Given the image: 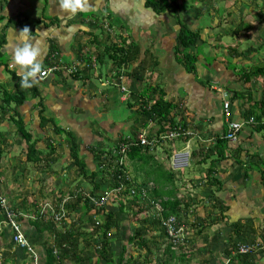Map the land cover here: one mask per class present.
<instances>
[{"label":"crops","instance_id":"1","mask_svg":"<svg viewBox=\"0 0 264 264\" xmlns=\"http://www.w3.org/2000/svg\"><path fill=\"white\" fill-rule=\"evenodd\" d=\"M173 1L176 3L175 8H170L160 15L146 6V0H90L91 7L87 11H78L74 15H69L60 9L58 0H0V34L5 39L1 51L8 60L9 69L14 70L18 75H23L20 67L15 65L11 58L13 48L20 43L18 33L22 29L21 25H9L16 20L27 22V27L35 37L34 42L39 41L42 50L41 61L45 67L48 66V55L57 52L58 56L53 61L59 60L65 67L74 65L79 69L75 72V76L56 73L44 79L39 78L34 84L39 91V97L34 102L25 104L21 111L36 112L38 110L36 102L40 101L42 116L52 121L45 123L44 129L48 128V125L53 129L54 126L59 129L56 124L61 119V115H64L69 122L64 130L75 131V138L80 141V146L83 145L86 151L84 155L87 158V149L92 146V140L95 139L94 131L99 129L92 124L94 121L83 122L82 127L74 129L70 114L85 113L91 117L94 114L97 116L96 119L99 117L103 119L102 116L111 114V105L115 108L120 106L124 112L122 111V117L118 121L110 119L112 122L99 124L104 126L103 132L110 131L107 133L108 136L102 138V144L104 142L113 147L121 138L129 137L132 131L138 132L141 129V120L136 112H132L133 114L129 112V103L134 95L139 93L142 85L148 82L153 87L159 86L164 91L166 100L175 103L187 117L193 118L194 124L199 125L200 135L204 134L206 142L213 144L216 138H221L225 133L221 114L222 93L228 92L231 97L233 91L242 92L239 83V85L228 83L232 79L231 75L235 76V74L226 69V60L230 59L234 65L237 64V67L250 68L260 66L264 61L262 56L255 62L253 56L258 49L254 46L244 48L238 43L239 41L233 49L241 54V57L233 55L231 59L228 52L231 46H228L229 43L226 46L223 44V37L232 35L231 37L235 36L237 39H245V37H250L252 41L256 39L258 35L255 34V30L250 29L253 27L251 24H246L244 28L240 24L251 21L253 16L262 17L261 9L263 8L264 14V2L232 0L233 10L219 0L216 5L222 7L220 10L215 3L205 9L200 0ZM162 2L170 3V0H162ZM224 8L228 10L225 11ZM228 20L231 21L228 23ZM229 27L230 31H228ZM239 27L240 33L232 34ZM183 28L187 30L186 34L189 32L196 36L190 47L184 49L178 44V37ZM97 29L102 32V36L94 33ZM113 29L118 33L114 34ZM259 39L261 40L260 37ZM207 45H211L222 55L218 57V54L208 51ZM119 48L125 49L127 55L121 56L122 51ZM204 51L208 55L204 54ZM185 53L192 58L191 72L181 65ZM128 56L135 58L126 63H119L122 58ZM3 73L0 68V96L11 89L10 78L7 77L8 74H5L7 75L5 77ZM95 81L100 84L99 88L95 86ZM262 84H264V75L254 77L250 83V96H246L245 107L252 105L251 108L257 113L260 110L258 102L264 97ZM108 87L118 90L119 104L110 98ZM120 87H124L126 92L120 91ZM257 92H260L258 97ZM71 99L75 102L72 103ZM241 101L242 98L233 103L232 117L235 121L239 118L246 119L243 118L242 113L247 110H244ZM132 109L135 111L136 107L133 106ZM36 124L42 128L38 120ZM109 127H112L110 128L112 130H108ZM149 128L152 133L156 131L155 127ZM142 131L145 132L146 129ZM77 134L82 135L83 140L79 139ZM96 141L101 145L98 138ZM237 141V146L234 144L231 147L242 149L243 152L239 156L240 163L226 156L217 162L215 175L223 185L221 191L218 190L214 196L227 208L229 220L251 218L254 226L261 227L264 220V131L257 133L253 128L245 126L240 131ZM192 143L188 146L196 147ZM40 144H43V141ZM185 147L187 148V145L184 146V150ZM173 148L176 151L183 150L178 144ZM189 153L187 166L183 170L189 167ZM245 157H248L247 161L244 160ZM60 160H67L66 153ZM175 174L179 178L183 177L180 171ZM203 176L201 172L199 181L193 183L198 187L197 189H200ZM179 184L182 185L180 182ZM203 199L208 200L206 197H201L194 203L191 202L193 204L191 207L198 206L200 209V212H197L200 217L199 223L201 218L207 215L205 208L199 206ZM258 200H260L259 205H257ZM202 231L204 236L198 239L199 243L207 237L218 242L226 241L225 237L228 233V229L213 230L209 227ZM187 238L193 240V237L187 236ZM225 246L220 248V254L216 253L212 261L208 257L204 260L209 264H224L222 251ZM208 247L211 250L210 246H206L205 249ZM192 250L196 251L195 248ZM196 255H200L198 250Z\"/></svg>","mask_w":264,"mask_h":264},{"label":"trees","instance_id":"2","mask_svg":"<svg viewBox=\"0 0 264 264\" xmlns=\"http://www.w3.org/2000/svg\"><path fill=\"white\" fill-rule=\"evenodd\" d=\"M171 1L172 3H165L162 2V0H146V6L160 15L170 8H175V1ZM220 13L222 12L220 11ZM26 23L24 21L16 20L11 24L17 26L21 25L23 29L25 26H27ZM240 25L246 26L243 22H241ZM186 32L187 30L183 28V30L180 31V37H178V44L183 49L190 47L196 38L195 35H191L189 32L186 34ZM236 33H240V27L236 28L232 32L234 35ZM253 41L251 42L254 43ZM4 43L5 39L3 35L0 34V68H2L5 74L9 75L11 81V89L4 92L2 96H0V121H9L12 126H15L16 131L19 133L26 147L24 159L26 163L36 165L40 162H43L47 167H50L61 158L55 154L54 147L49 143H45L43 140H41L40 143L43 141V143L46 144L45 147L47 149L45 148L46 154L44 156L42 155L43 152L36 148V143L32 139V134L25 129L26 123L21 118L20 112L18 111L25 104L32 101L34 102V100L39 97V91L35 86L29 89H25L20 86V78L22 75H18L14 70L8 68V60L1 51ZM233 48H230L228 51L231 55V59L233 58V55L238 58L241 57V54H238ZM249 48L250 47H248V49ZM120 50L122 51L121 56L125 54L127 55L125 49ZM244 53H246V51H244ZM57 54L58 53L55 52L52 55H48V58L53 56L51 59L54 60V58H57ZM134 58V56L124 57L119 61V63H126ZM183 58L184 61L181 62V65L184 66L187 71H193L192 58L185 55ZM124 59L127 61H124ZM56 62L50 61L49 59L48 65L51 64V66H53ZM225 66L227 67V70L229 69L235 74V76L233 74L231 75L232 79H230L228 83H232V85H237L239 83L242 87V92L233 91L234 94H232L231 97L228 92H223L221 95V114L226 131L227 124L224 118V103H228V108H230L231 112V119H233L232 107L234 101L236 102L238 99L241 100L242 98L241 105L243 107L246 106V96H250L249 90H251V80L254 77L264 75V61L260 66L255 68L246 66L238 68L239 66L237 67V64L234 65L231 60L228 59L226 60ZM75 74L76 73H73L72 75L75 76ZM142 87L139 89V93L134 95L131 103H129V108H132L133 106L136 107L135 112L139 116V119L142 123L140 127L141 129L138 132L132 131L131 136L123 137L118 141L122 142L123 145H127L125 152L126 159L132 165L135 175L134 179L132 180L128 176V170L126 167L120 163L122 154L120 153V148H118V146H109L107 149H99V151L89 147L87 149V158H82L81 156L84 155V152L86 151L83 149L82 145L80 146V144L77 143L75 136L69 131H63L62 129H58L54 126V131L56 133L59 135H65V141L69 143L66 154L73 162V165L78 168L80 177L89 178L92 185L88 183L89 191H84L85 187L78 184L74 187V192L67 191V193H60V189L58 188V197L49 203L53 208V213L45 212L44 210L41 211V208L39 207L40 203L36 200L30 201V203L28 202L27 205L29 208L27 210L26 208H17V212L31 215L33 217V219L27 220L28 227H33L35 231L30 238L28 236L26 237L28 247L34 249V244L32 242L39 243L42 235L46 234V236L52 238L54 245H52V247L46 246L44 248V261L42 264H60V262L72 256L76 261L80 260V257L77 256L74 249L76 247L78 238H85L86 236L91 235V232L87 231L88 234L82 233L81 229H79L83 223V210L85 214H93V217L90 218V220L88 219L89 222H92V231H94L95 227L93 226V223H95L98 219L101 220V227H96L98 230L96 233L100 235L103 247L101 252L98 253L99 257L96 258L93 264L100 262V259H104V264H130L132 262L131 257L129 256L125 262L122 256V252H124L123 246L121 247L122 251L120 250L121 253L118 254L119 256L114 262L108 258L106 245H108L110 241L112 243L115 240V236L108 238V233L111 229H115L116 231L118 230L119 225H121L120 223L123 222L121 220L123 218L122 214H124V211L129 209L127 203H132V215L129 218L126 217L127 223H136L138 221L139 215H143L142 220L148 223L149 216L156 212L155 206L159 205L162 208L161 218L175 216L180 221L185 232H187L186 230L189 229L190 225L187 223L189 220L182 218L181 216H186V218L192 217V221L189 222H191V225L195 230V234H197V237L200 239H202L204 236L202 230L210 227L211 225H217L223 230L228 229V233L225 237L227 246L222 251L225 260L224 264H254L252 259L253 256H256V262L264 259V220L261 227L254 226L251 218L231 221L227 216V208L224 206V204L217 202L216 196H214L218 190L221 191L223 185L215 175L217 173V162L221 161L226 156L233 158L236 163H240L239 156L242 153V149L236 147L230 151L228 142L225 140L224 136L221 138H216L213 141V144L207 143L204 138V134L203 136L200 135L198 130L199 125L194 124L192 120L193 118L187 117L180 110L181 108L175 103L166 100L164 91L160 89L159 86L153 87L151 83H146L142 85ZM258 103L260 104V110L258 113L254 111V108H251L252 105L250 107H245L244 110L247 111L242 113L243 118H249L251 116L254 117V123L249 125V127L253 128L257 133L261 132V130L264 131L262 125V119H264V97H262ZM252 104L253 106L256 105L254 102ZM37 108L38 110L36 111V119H38L39 125L42 126L47 123L49 119H46L42 116L43 110L42 103H40V101L36 102V109ZM149 127H155L156 131L152 133ZM144 129H146L144 132V137L148 142H150V145L146 146L140 145L139 141L137 140L138 136L143 133L142 130ZM191 142H193L192 144H194L196 147H189L188 144H191ZM7 144L9 143L7 142L6 135L0 133V184L2 171L1 166L3 163L2 160ZM175 144L182 146V149H184V146L187 145V148L189 147V151L191 150L190 153L187 152L190 154L189 167L187 168H198L199 172L204 174L203 181L199 185V188L207 190L209 195L206 198L208 200H201L202 205H199L201 208H205L207 214L206 217L201 218L200 223V217L197 215V212H200L199 207H191V205H193L191 203L192 200L180 195L179 193V186L185 187L189 184V186L194 187L195 184L193 185L192 180L189 178L185 180L183 177H181L176 180L175 173L169 168L165 169L164 165L160 163V157H158L159 155L157 156V151L161 149V153L165 155V160L169 162L171 156L173 155L171 153V149L173 146H175ZM194 148L197 149V151ZM113 150H117V154H113ZM91 159L97 163L95 164L98 166L96 171L93 169L94 163H92ZM87 167L91 169L89 173L86 172ZM181 171L182 170H180V173ZM138 177L141 178L142 185H153V188L149 189L147 194H145L146 198L144 199H142L140 196V190H137L138 186L135 184V180ZM179 182L182 183L183 186L180 185ZM121 183L125 184V188L122 193L108 199V202L111 205L117 207V212H112L110 210L106 212V205L102 207H96L94 204L89 203V199H98L100 197L99 193H102L100 189L102 184L106 185L107 188L112 189ZM130 188H134L131 190V192H135V195H133L132 198L130 194ZM196 188L198 187L195 185V189ZM128 196H130V199ZM203 203L205 205H203ZM78 205L80 207H78ZM60 212H64V216L63 214H60ZM71 216L75 217L74 221L72 222L69 221V217ZM4 218L5 217L3 215H0V223L4 221ZM148 226L149 228L142 230L139 233L141 236L137 237V239H139L137 240V246L139 250L146 252L154 259L156 258V264H166V261L165 263H162L161 261L163 255L161 253L156 255L155 252H153V250L148 247V243H146L142 238V236H144L147 231L156 229L159 232L161 239L153 240L151 242V244L154 245L156 249L160 250L161 244L165 243L166 248L164 252L166 255H168V258L174 260L173 264H183L190 262V255L193 253L195 254L196 252H194L192 249L187 250V245L194 244V242L189 241L186 236L184 239L180 240L179 244L172 245V243H170L168 240L166 231L160 225V218H153ZM11 231L13 230L11 229ZM217 233L220 234V232ZM7 235L8 239L7 237L3 238V234L0 233V250L3 252V254H7L5 257H1V264H6L7 260L11 261L15 259V257H17L15 260H18V258H20L18 254L21 256V258L28 259V261L32 260V256H29L30 254L28 248L26 246L20 247L19 245L13 244L9 234ZM217 238L219 239V237ZM126 240L128 244H132L134 238L130 237ZM242 244H249L251 246L256 245L257 247L246 254H240L238 253V247ZM66 245L69 246L70 249H67ZM6 247L10 248L7 253L3 251V249ZM54 248L57 249V254L53 253ZM85 249L93 250L90 244H88ZM179 249L182 251L179 253V255H177L176 250ZM206 249L207 251L211 252L209 247ZM148 264H150V262ZM201 264H209V262L204 260Z\"/></svg>","mask_w":264,"mask_h":264},{"label":"rangeland","instance_id":"3","mask_svg":"<svg viewBox=\"0 0 264 264\" xmlns=\"http://www.w3.org/2000/svg\"><path fill=\"white\" fill-rule=\"evenodd\" d=\"M203 7L205 9L209 8V6H211L213 3H215V6H217L216 4H218L219 0H200ZM258 1V0H257ZM264 2V0H262V3ZM170 3H172V1L170 0ZM222 4L225 3L226 7H231L233 10V5H232V0H222L221 2ZM224 5V4H223ZM218 7V6H217ZM220 10L222 9V7H218ZM225 11L228 10V8H224ZM263 11V8L261 9ZM261 11V13H262ZM223 12V11H222ZM259 11L257 10V13ZM226 16V15H225ZM224 16V18H225ZM1 21V19H0ZM107 21V20H106ZM231 20H228V23ZM13 23V22H11ZM227 23V24H228ZM251 24L253 27L250 28L252 30H255V34L258 35L256 40H254L252 43L251 38H246L242 39V38H238L237 37H231L232 35H227L225 37H223V44L226 46L228 43V46H231V48H233L237 42L244 48H246L247 46H254L255 48H257L258 50L255 52L254 56H253V60L256 62L259 58H261L262 56H264V14L262 13V17L259 16H253L252 20H248L247 22H244V25L246 24ZM11 26L13 24H10ZM14 26V25H13ZM226 27V26H224ZM242 28H244V26H241ZM246 29V28H245ZM112 31V29L110 30ZM230 31V27L229 30ZM113 32L115 34L118 33L116 30L113 29ZM95 34H100L102 36V32L97 29L94 31ZM231 37V38H230ZM259 37L261 38V40L259 39ZM97 39H99L97 37ZM262 43V44H261ZM207 50L210 52H214L216 54H218V57L220 55H222L220 52H218V50L214 49L213 47H211V45H207ZM2 50V49H1ZM209 52V53H210ZM204 54H207L204 51ZM208 55V54H207ZM185 56H187V54L185 53ZM184 57V56H183ZM184 59V58H183ZM240 68V67H238ZM65 73H67L65 71ZM3 75L6 77L7 75H5V73H3ZM8 78L9 75L7 76ZM148 83V82H147ZM96 87H100V84L97 83V81L94 82ZM69 86V84H68ZM262 86L264 87V84H262ZM114 87V86H112ZM111 93L110 98H112L114 100L115 103L119 104V93L118 90L116 88H110L108 87ZM260 94V92H257V97ZM71 102H75L74 99H71ZM112 112L109 116L104 115L102 116V118H97V116H95L94 114L92 115V118L90 115L88 114H79L76 112H72L70 114V121L71 124L74 126V129L79 128V126L83 125L82 123H88L89 121H94V127L98 128L99 131H94L95 132V139L92 140L91 143V147L96 149L97 151H99V149H107L109 146L107 144H105L103 142L102 144V138H104L105 136H108L107 133H110V131H102L104 126H100V123H108V122H112L111 120L114 121H118L119 118L122 117V111L124 112V110L118 106V108H115L114 106H112ZM20 112L21 118L24 120V122L26 123V130L32 134V139L35 141L36 143V148L39 151L43 152V156L46 154V144L45 143H49L50 145H52L55 149V154L57 156H59L60 158L64 157V154L66 152H63V150H67L69 143L65 141V135L64 134H58L54 131V129L52 128L51 125H48L46 129H44L43 125L41 126L42 128H39V126H37L36 121L38 119L37 118V112L31 111L28 113H23L20 110H18ZM109 111V110H107ZM131 114H133L132 112H135L132 108H130L129 111ZM59 116V115H58ZM126 117V116H125ZM111 119V120H110ZM32 122H31V121ZM91 123V122H89ZM116 123V122H115ZM69 122L66 120L64 115H61V119L58 120L57 122V126L59 127V129L64 130L65 125H68ZM90 124V125H92ZM82 127V126H81ZM112 128L109 127L108 130ZM112 130V129H110ZM64 131H71V133L75 135V131L74 130H64ZM0 133H3L4 135H6L7 137V142L9 144H7V147L4 150V155H3V163H2V171H1V184H0V195L2 197H4L11 205L13 208L17 209V208H26V210L29 208V206L27 205L28 202L30 203V201L32 200H36L38 202L42 201V203L45 204H49L52 201H54V199L56 197H58V193H57V189H60V193H66L67 191H73L74 187L77 186L78 184H80L81 186L85 187L84 191H89V186L88 183L91 184L90 179L89 178H83L80 177L79 175V171L78 168L76 166L73 165V162L71 161V159L68 158V155L66 154L67 160L61 161L58 160L56 163L52 164L50 167H47L45 165V163L40 162L36 165H32L29 163L25 162V144L22 140V138L20 137L19 133L16 131L15 126H12L9 121H0ZM76 133H78V131H76ZM78 135V138L83 140L82 135ZM103 136V137H102ZM96 138H98L99 142H101V145L99 143H97ZM77 139V138H76ZM43 140L45 143L40 144V141ZM85 140H87V137L85 138ZM78 144H80V141L77 139ZM83 146V145H82ZM46 148V149H45ZM45 149V150H44ZM161 149H159L157 151V156L160 157V163L164 165L165 169H170L173 172H178L180 170L181 174L184 178H191L193 183H197L199 181V177H200V172L198 168H194V169H186L183 170L182 168H185L187 166L188 163V153L189 149H183L181 151H175V148L171 149V153L174 154V156L172 157L170 162H167L165 160V155H163L161 153ZM176 152V153H174ZM114 153V152H112ZM83 158H86V156H82ZM92 160V163H94L93 165V169L96 171L97 167L95 164H97L95 161ZM171 163V166H170ZM125 166L126 169L128 170V176L130 177V179H134V171H133V167L130 165V163L128 162V160H125ZM91 169H89V167L86 168V172L89 173ZM101 173V172H99ZM100 175V174H99ZM181 176V175H180ZM100 177V176H98ZM175 178L177 180L178 175L175 174ZM186 180V179H185ZM184 180V181H185ZM186 182V181H185ZM135 183H141V178H137L135 180ZM194 185V184H193ZM106 185L101 186V191L104 190V187ZM180 187V186H179ZM74 192V191H73ZM179 193L180 195H183L184 197L191 199L192 202L194 203V201H197L199 198L201 197H208L209 192L207 190L204 189H195V185L194 187L189 186V184L185 187H182L181 189H179ZM237 196H238V192H237ZM128 198L130 199V196H128ZM24 199V200H23ZM135 202V201H134ZM217 202H219L217 200ZM260 204V200H258L257 205ZM132 203H127V206L129 207L128 210L124 211V214H122L123 218L121 219L123 222H121L119 225L118 230L116 231L115 229H111L108 233V238L110 237H114L115 236V240L111 243H108V247H106V250L108 251V258L113 260L114 262L117 260L118 258V254L121 253V247H124V252H122V256L124 258V261L126 262L127 259L129 258V256L132 259V262L130 264H148L150 262H152V264H156V258H152L151 256H149L146 252L139 250L137 243L139 239H137V237L141 236L139 233L144 230V229H148L149 226L148 224L152 221V219L156 216L157 210L156 212L153 213L152 211V215L149 216V220L148 223H146L145 221H143V215H139L138 216V221L136 223H127L126 222V217H130L132 215ZM202 205V204H201ZM205 205V204H203ZM207 205V203H206ZM78 207H80L78 205ZM107 210L105 209V211H112V212H117V207L114 205H111L109 202L106 204ZM255 211V210H254ZM83 216H82V224H81V231L82 233H87L91 232V235L86 236L85 238H78V241L76 243V247L74 248L76 251V254L78 257H80V260L76 261L75 258L72 256L66 260H63L62 262H60V264H93L96 260V258H98L99 254L101 252V237L100 235H98L96 232H98L96 227H101V220H97L96 222H98L99 224L93 223L94 227V231L91 230V223L89 222L88 219L90 220V218H92L93 214L91 213H84V211L82 210ZM182 218H185L189 221H192V217L190 218H186V216L184 217L183 215L181 216ZM74 216L69 217V221H74ZM187 221V223L190 225L189 229L186 230V236L188 237H193V240H189V241H193L194 244H189L187 245V250L189 249H193L195 248L197 252V250L199 251L200 255H196L195 254H191V262H186L183 264H201L203 262V260L205 258L208 257V259L210 261H212L214 259V256L216 255V253L220 254L219 250L220 248H224V246L226 245L227 241H216V239L214 240H210L209 237L200 240L201 243L197 242L199 241L198 237L196 238V234H195V230L191 225V222ZM210 229L216 230L219 228V226L217 225H211L209 227ZM117 229V228H116ZM22 231L25 232L26 237L28 236L29 238L34 234V228L33 227H28L27 223H24L22 226ZM152 231V232H151ZM9 230L6 226H4L2 223L0 224V233L3 234V238L7 237L8 239V233ZM197 233V232H196ZM88 234V233H87ZM145 234V233H144ZM6 235V236H5ZM134 238V241L132 244H128L127 243V238ZM142 238L144 239V241L146 243H148V247L151 248V250H153V252H155V254L157 255L158 253H161L163 255L162 258V263L166 264H173L174 260L168 258V255L165 254V248H166V244L162 243L161 244V249H156L154 247V245L151 244V242L153 240H161L160 239V235L159 232L156 229H152L150 231H147L146 234L144 236H142ZM96 241V242H95ZM7 243V242H6ZM5 243V244H6ZM34 249H35V253L37 256V260H39L40 258V263L42 262V259L44 258L43 256V250L46 246H50L52 247V245H54V242L52 240L51 237L46 236V234H43L41 237V240L39 243H34ZM3 244V243H2ZM90 244L93 250H86V246ZM201 244V245H200ZM206 246H210L211 248V252L207 251L205 249ZM218 246V247H216ZM67 249H70L69 246H67ZM226 247V246H225ZM73 248V247H72ZM10 248H4L3 251L7 253V251H9ZM1 251V250H0ZM122 251V250H121ZM182 250H176V254L179 255V253H181ZM7 254H3V252L1 251L0 253V264H1V257L2 256H6ZM18 256L20 258H18V260H15L17 257H15V259L9 261L7 260L6 264H36L35 262V258L33 257L32 260L28 261V259L25 258H21V256L18 254ZM253 259V263L254 264H263L264 263V259L259 260L258 262L255 261L256 256L252 257ZM44 261V260H43ZM97 264H104V259H100V262H98Z\"/></svg>","mask_w":264,"mask_h":264},{"label":"clouds","instance_id":"4","mask_svg":"<svg viewBox=\"0 0 264 264\" xmlns=\"http://www.w3.org/2000/svg\"><path fill=\"white\" fill-rule=\"evenodd\" d=\"M58 4H59L60 9L63 11H66L67 14H69V15H74L78 11H80V12L87 11L91 7L90 0H58ZM18 38H19L20 43L13 48L12 53H11V58H12L13 63L15 65H18L23 72V75L20 78V86L22 88H25V89L32 88L39 78L44 79L51 74L62 73V74H66L68 76H71L73 73H75L79 70L74 65H70V67L69 66L65 67L60 62H58L59 60L57 62L55 61L56 63L53 66H51V64H50V65L45 67L41 61L42 50H41L39 41L34 42L35 37L32 36V32L30 31V29L27 26H25L23 29H21L19 31ZM49 59H50V61H53V59H51V58H49ZM54 67H56L57 69L52 70ZM65 71L67 73H65ZM71 71H74V72H71ZM121 88H124V87H120V91H121ZM122 92H126V89H125V91H122ZM251 117H253V116H251ZM249 118H246V119H240L239 118L237 120V122L246 121ZM245 126H249V125H244L241 128V130ZM223 136L225 137V133ZM237 140H238V137H237ZM237 140L233 143L228 142L226 140L228 142V147H229L230 151H232L233 148H236V147L232 148L231 145L236 144L235 146H237V144H238ZM121 144H122V142H117L116 146H118V148H120ZM113 152H114L113 154H117V150H113ZM125 160H126V155L124 153V154H122V158L120 159V163L123 164L124 166H125ZM244 160L247 161L248 157H245ZM182 169H184V168H182ZM135 184L138 186V189H140L139 187L144 189L146 191V194H147V191L149 189L153 188V185H151V184L150 185H142L139 183H135ZM105 189H109V188H107V186H105L104 190ZM133 195H135V194H133ZM133 195L131 196V198L133 197ZM66 198H68V197H66ZM6 202L8 203V206L13 211L17 212V210L15 208H13L12 205L7 200H6ZM39 203H42V201H40ZM0 215L1 216L3 215L5 217V215L3 214L1 209H0ZM17 221L21 225L20 232L26 238L25 232L22 231V226L24 223H27V220L22 219V218H17ZM1 223L8 228V230H9L8 233H9V237L11 238V242L13 244H15L13 242L14 233H13V231H11L10 227L7 225L6 219L4 218V221H2ZM97 224H99V223L97 222ZM15 245H17V244H15ZM253 246H254V248L257 247L256 245H253ZM102 247H103V244H102V239H101V247L100 248L102 249ZM106 247H108V245H106ZM33 251H34L35 256L31 255V254L29 256H32V258L34 257L36 264H39L40 258H39V260H37L35 249H33ZM53 253L57 254V249L54 248ZM42 263H43V259H42L41 264Z\"/></svg>","mask_w":264,"mask_h":264},{"label":"built area","instance_id":"5","mask_svg":"<svg viewBox=\"0 0 264 264\" xmlns=\"http://www.w3.org/2000/svg\"><path fill=\"white\" fill-rule=\"evenodd\" d=\"M57 68L54 67L52 70H56ZM121 91H125L124 88H121ZM224 107H225V111H224V118H225V122L227 124V129L225 132V139L228 142H235L237 140V137L240 133L241 128L244 125H252L254 123V117H250L248 120L246 121H242V122H237L234 121L233 119H231V112H230V108H228V103L225 102L224 103ZM262 125H263V129H264V119H262ZM139 144L142 146H146V145H150V142H148L145 137H144V132L142 134H140L138 136ZM127 149V145H120V153L124 154L125 151ZM174 156V154L171 156L170 161L172 159V157ZM171 166V163H170ZM125 188V184L121 183L120 185L116 186L115 188L112 189H105L102 191V193L100 192L99 195L100 197L98 199H89V203L90 204H94L96 207H102L105 206L108 203V199L111 197H115L117 195H120L122 193V191ZM140 189L137 188V190H140V196L142 197V199L146 198V191L144 189H142L141 187H139ZM134 188H130V194L131 196L133 194H135V192H131V190H133ZM39 207L41 208V211H45V212H51L53 213V208L51 207L50 204H45V203H40ZM61 207V205H60ZM0 209L2 210L3 214L5 215V219L7 222V225L10 227V229L13 230V242L17 245H19L20 247H24L26 246L28 248L29 254L34 255V251L31 247H28V244L26 242V238L24 237V235L20 232V228L21 225L20 223L17 221V218H22V219H33V217L31 215H26L24 213H20V212H15L13 211L9 206L8 203L6 202V199H4L3 197L0 196ZM155 209L157 210L156 216L154 218H160V225L164 228V230L166 231V234L168 236V240L170 241V243H172V245H177L179 244L181 239H184L186 237V232L184 231L180 221L175 217V216H168L166 218H161V206L156 205ZM62 210V208H61ZM63 211V210H62ZM60 214H63L64 216V212H60ZM56 215V214H55ZM97 224V222H96ZM254 249V246H251L249 244H242L238 247V253L240 254H246L250 251H252Z\"/></svg>","mask_w":264,"mask_h":264}]
</instances>
